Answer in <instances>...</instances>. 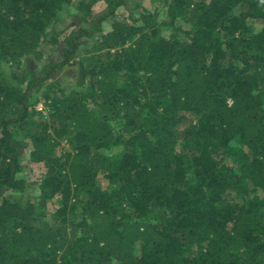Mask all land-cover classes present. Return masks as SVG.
Returning a JSON list of instances; mask_svg holds the SVG:
<instances>
[{
  "label": "trees",
  "instance_id": "obj_1",
  "mask_svg": "<svg viewBox=\"0 0 264 264\" xmlns=\"http://www.w3.org/2000/svg\"><path fill=\"white\" fill-rule=\"evenodd\" d=\"M98 1L0 0V264H264V0Z\"/></svg>",
  "mask_w": 264,
  "mask_h": 264
},
{
  "label": "rangeland",
  "instance_id": "obj_2",
  "mask_svg": "<svg viewBox=\"0 0 264 264\" xmlns=\"http://www.w3.org/2000/svg\"><path fill=\"white\" fill-rule=\"evenodd\" d=\"M141 1L142 3H144L147 7H152L150 0H138ZM131 2V1H130ZM104 1L100 0L98 1V3L95 4L94 8L96 11H102V9L105 7L104 5ZM130 6V4H129ZM70 11L67 12H63V15L61 16V18L58 20V22L56 24H59V26L61 28L64 29V31L62 32V34L60 35V37L58 38L60 41H64L65 37L72 31V28L74 27H78V26H83V24H80L82 21V15L80 14H74L73 11L72 13H70ZM66 14V15H65ZM129 11L127 8L122 7L118 10V16L119 18H122L123 15L125 18L128 17ZM81 17V18H80ZM113 20H106L103 23V33L106 34L108 33L111 29H112V24H113ZM132 24V23H131ZM81 42L83 43V52L86 53V51L88 49H90L92 47V39H88V38H83L81 39ZM59 46H55L54 48H51L48 45H43V50L46 52V58L51 59L52 61H56L57 59H59V50L60 48H58ZM45 57V56H44ZM46 58L44 60V62L46 61ZM36 63H32L30 62V65L33 67H36V65L42 61H35ZM42 64V63H41ZM38 66V65H37ZM62 81H65L67 78L65 76H58ZM71 78H73V76H69L68 79L71 80ZM52 79L48 80L46 82V84H48L49 82H51ZM43 100V98L41 99ZM42 108L47 112L46 106L44 104L38 105L36 108ZM25 158L22 161L23 166L25 167L24 173L20 174V177H24L26 180H30V181H35L36 177H37V171L35 170L34 164L30 162L29 160V151L26 149L25 151H23ZM248 197L252 198L255 195H257L259 198H262V191L260 188H258L257 190L253 191L252 190V186L250 187L249 191H248ZM57 207V203L56 200H53L52 202L49 203L48 208L50 210V212L55 211Z\"/></svg>",
  "mask_w": 264,
  "mask_h": 264
},
{
  "label": "built area",
  "instance_id": "obj_3",
  "mask_svg": "<svg viewBox=\"0 0 264 264\" xmlns=\"http://www.w3.org/2000/svg\"><path fill=\"white\" fill-rule=\"evenodd\" d=\"M38 109H42V108L40 107V108H38Z\"/></svg>",
  "mask_w": 264,
  "mask_h": 264
}]
</instances>
